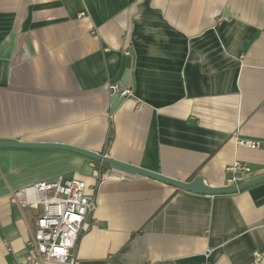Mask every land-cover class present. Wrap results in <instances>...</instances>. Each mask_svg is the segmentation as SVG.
<instances>
[{"label": "crops", "instance_id": "1", "mask_svg": "<svg viewBox=\"0 0 264 264\" xmlns=\"http://www.w3.org/2000/svg\"><path fill=\"white\" fill-rule=\"evenodd\" d=\"M0 140L70 144L212 188L235 161L247 180L264 175V0H0ZM97 163L0 148V264H27L43 211L11 192L93 184ZM255 252L264 181L206 195L143 176L100 184L76 249L80 264H251Z\"/></svg>", "mask_w": 264, "mask_h": 264}, {"label": "built area", "instance_id": "2", "mask_svg": "<svg viewBox=\"0 0 264 264\" xmlns=\"http://www.w3.org/2000/svg\"><path fill=\"white\" fill-rule=\"evenodd\" d=\"M109 90L113 94L133 96L130 88L118 83L110 84ZM238 143L250 148L260 145L255 140H239ZM101 164L94 165L91 174L93 184L80 177L58 176L11 192L13 204L21 208L40 205L43 208L26 243L27 264H44L47 261L80 264L76 255L77 243L81 234L91 227L100 184L134 178L113 168L104 173ZM226 171L229 173L226 186L233 187L247 181L251 167L245 162L235 161L227 166ZM251 264H264V254L255 252Z\"/></svg>", "mask_w": 264, "mask_h": 264}, {"label": "water", "instance_id": "3", "mask_svg": "<svg viewBox=\"0 0 264 264\" xmlns=\"http://www.w3.org/2000/svg\"><path fill=\"white\" fill-rule=\"evenodd\" d=\"M0 148L58 149V150L74 152L83 155L87 158H90L93 161L108 164L111 168L131 176H143V177L152 178L167 184H171L177 188L185 189L195 193L206 194V195H220V194L234 193L264 181V175H262L249 179L238 186L227 187V188H212L205 183L204 178L202 176H197L195 179L191 181L179 180L159 172L146 170L140 166H136L131 163L110 158L96 151L88 150L70 144L57 143V142L55 143L22 142L17 140H0Z\"/></svg>", "mask_w": 264, "mask_h": 264}, {"label": "trees", "instance_id": "4", "mask_svg": "<svg viewBox=\"0 0 264 264\" xmlns=\"http://www.w3.org/2000/svg\"><path fill=\"white\" fill-rule=\"evenodd\" d=\"M110 140V138L107 140V142ZM98 164H100L99 162H98ZM101 167H102V170H104V171H106V170H108V169H110L111 167L108 165V164H105V163H102L101 164ZM196 178V175H193L192 177H191V180H193V179H195Z\"/></svg>", "mask_w": 264, "mask_h": 264}, {"label": "rangeland", "instance_id": "5", "mask_svg": "<svg viewBox=\"0 0 264 264\" xmlns=\"http://www.w3.org/2000/svg\"><path fill=\"white\" fill-rule=\"evenodd\" d=\"M38 208H41L42 206L40 205V206H37Z\"/></svg>", "mask_w": 264, "mask_h": 264}]
</instances>
